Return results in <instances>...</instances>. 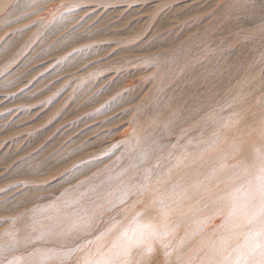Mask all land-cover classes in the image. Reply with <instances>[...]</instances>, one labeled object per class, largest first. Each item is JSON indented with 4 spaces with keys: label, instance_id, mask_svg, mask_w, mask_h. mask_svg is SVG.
<instances>
[{
    "label": "rangeland",
    "instance_id": "rangeland-1",
    "mask_svg": "<svg viewBox=\"0 0 264 264\" xmlns=\"http://www.w3.org/2000/svg\"><path fill=\"white\" fill-rule=\"evenodd\" d=\"M0 264H264V0H0Z\"/></svg>",
    "mask_w": 264,
    "mask_h": 264
},
{
    "label": "bare ground",
    "instance_id": "bare-ground-1",
    "mask_svg": "<svg viewBox=\"0 0 264 264\" xmlns=\"http://www.w3.org/2000/svg\"><path fill=\"white\" fill-rule=\"evenodd\" d=\"M221 233V232H220Z\"/></svg>",
    "mask_w": 264,
    "mask_h": 264
}]
</instances>
